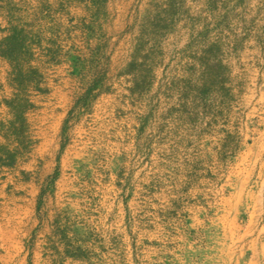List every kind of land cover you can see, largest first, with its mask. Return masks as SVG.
Instances as JSON below:
<instances>
[{
    "label": "rangeland",
    "instance_id": "374dc122",
    "mask_svg": "<svg viewBox=\"0 0 264 264\" xmlns=\"http://www.w3.org/2000/svg\"><path fill=\"white\" fill-rule=\"evenodd\" d=\"M249 193L264 0H0V264H218Z\"/></svg>",
    "mask_w": 264,
    "mask_h": 264
},
{
    "label": "bare ground",
    "instance_id": "6f19581e",
    "mask_svg": "<svg viewBox=\"0 0 264 264\" xmlns=\"http://www.w3.org/2000/svg\"><path fill=\"white\" fill-rule=\"evenodd\" d=\"M242 195L235 198L236 205ZM254 199L252 193L245 196L246 224L239 228L233 221L224 233L225 243L217 249L218 264H264V210L256 218L249 207Z\"/></svg>",
    "mask_w": 264,
    "mask_h": 264
}]
</instances>
